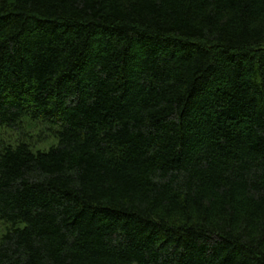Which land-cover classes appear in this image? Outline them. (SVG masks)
<instances>
[{"label": "trees", "instance_id": "16d2710c", "mask_svg": "<svg viewBox=\"0 0 264 264\" xmlns=\"http://www.w3.org/2000/svg\"><path fill=\"white\" fill-rule=\"evenodd\" d=\"M0 224V264H264V0H0Z\"/></svg>", "mask_w": 264, "mask_h": 264}, {"label": "rangeland", "instance_id": "374dc122", "mask_svg": "<svg viewBox=\"0 0 264 264\" xmlns=\"http://www.w3.org/2000/svg\"><path fill=\"white\" fill-rule=\"evenodd\" d=\"M27 128H28V126H27ZM39 130H40L39 127H35L33 129L29 130V134L32 138L31 141H32V143L36 149H42V150L48 149L49 146L55 142V139L52 137H49V136L43 137V138L41 137L42 139H40V136L38 134H41V133ZM12 136H14V135H11V138H12ZM2 231H3V227L0 224V234Z\"/></svg>", "mask_w": 264, "mask_h": 264}]
</instances>
